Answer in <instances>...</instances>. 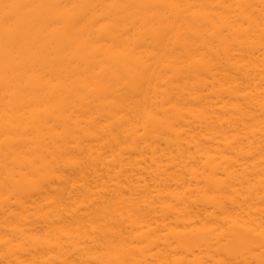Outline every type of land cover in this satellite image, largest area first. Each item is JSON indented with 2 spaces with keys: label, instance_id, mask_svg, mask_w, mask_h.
I'll return each mask as SVG.
<instances>
[{
  "label": "bare ground",
  "instance_id": "1",
  "mask_svg": "<svg viewBox=\"0 0 264 264\" xmlns=\"http://www.w3.org/2000/svg\"><path fill=\"white\" fill-rule=\"evenodd\" d=\"M0 264H264V0H0Z\"/></svg>",
  "mask_w": 264,
  "mask_h": 264
}]
</instances>
